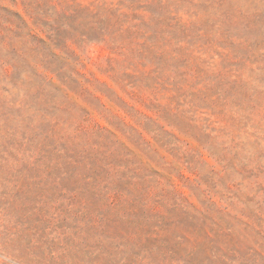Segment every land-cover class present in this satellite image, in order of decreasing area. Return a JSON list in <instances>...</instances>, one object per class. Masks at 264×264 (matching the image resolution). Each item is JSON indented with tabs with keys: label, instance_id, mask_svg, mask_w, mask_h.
<instances>
[{
	"label": "rangeland",
	"instance_id": "1",
	"mask_svg": "<svg viewBox=\"0 0 264 264\" xmlns=\"http://www.w3.org/2000/svg\"><path fill=\"white\" fill-rule=\"evenodd\" d=\"M0 264H264V0H0Z\"/></svg>",
	"mask_w": 264,
	"mask_h": 264
}]
</instances>
